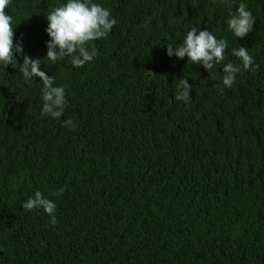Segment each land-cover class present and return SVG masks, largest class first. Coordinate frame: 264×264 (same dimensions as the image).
Here are the masks:
<instances>
[{"label": "trees", "instance_id": "trees-1", "mask_svg": "<svg viewBox=\"0 0 264 264\" xmlns=\"http://www.w3.org/2000/svg\"><path fill=\"white\" fill-rule=\"evenodd\" d=\"M66 2L11 0L23 55L44 60L46 15ZM93 2L117 21L88 43L95 58L41 63L65 88L59 119L41 116L39 77L0 63V264H264V0ZM240 3L255 18L243 38L227 24ZM192 28L227 41L221 64L167 55ZM229 62L242 68L231 88ZM37 190L57 224L21 207Z\"/></svg>", "mask_w": 264, "mask_h": 264}, {"label": "clouds", "instance_id": "clouds-1", "mask_svg": "<svg viewBox=\"0 0 264 264\" xmlns=\"http://www.w3.org/2000/svg\"><path fill=\"white\" fill-rule=\"evenodd\" d=\"M10 2L11 0H0V63L18 69L25 81H32L34 77H39L40 87H42L41 116L59 119L67 104L65 88L55 86L54 77L41 70V63L55 64L59 60L70 57V63L74 67H83L97 54L95 48L89 50L88 43L107 37L117 21L108 9L94 3L93 0H67L65 4L56 7L46 15L48 26L45 31L50 39L46 42L47 53L42 61L39 58L33 59L23 55L22 46L14 44L13 18L5 11ZM254 23L255 18L244 3L239 4L236 13L232 14L227 21L229 31L237 38H243L252 32ZM166 46L169 57L173 55L180 59L187 57L188 61L195 65H202L208 71L224 61L228 43L225 39H217L208 30L192 28L187 32L181 45L173 47L171 44H166ZM17 54L22 56V63L17 59ZM232 55L242 62L243 70L255 71L258 67V65L254 66L253 57L249 55L245 47L233 48ZM242 68L241 65L231 62L225 64L222 69L223 85L231 88L236 75L241 72ZM191 89L192 85L188 83V79H178L175 99L185 103L189 102ZM64 126L69 130L76 128V124L71 119L65 120ZM63 191L64 189L61 188L60 193ZM21 207L27 211L43 209L51 217L52 225L58 223L54 214L55 203L45 198L39 190L22 202Z\"/></svg>", "mask_w": 264, "mask_h": 264}]
</instances>
